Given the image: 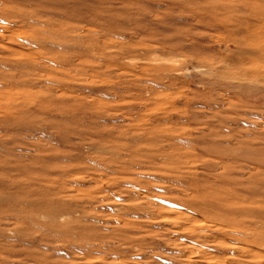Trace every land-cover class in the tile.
<instances>
[{"label":"rangeland","instance_id":"rangeland-1","mask_svg":"<svg viewBox=\"0 0 264 264\" xmlns=\"http://www.w3.org/2000/svg\"><path fill=\"white\" fill-rule=\"evenodd\" d=\"M0 264H264V0H0Z\"/></svg>","mask_w":264,"mask_h":264},{"label":"bare ground","instance_id":"bare-ground-1","mask_svg":"<svg viewBox=\"0 0 264 264\" xmlns=\"http://www.w3.org/2000/svg\"><path fill=\"white\" fill-rule=\"evenodd\" d=\"M249 34V33H248ZM231 40V39H230ZM14 55V54H13ZM246 68V67H245Z\"/></svg>","mask_w":264,"mask_h":264}]
</instances>
